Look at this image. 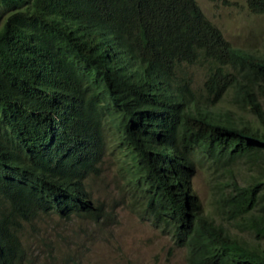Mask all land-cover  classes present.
Here are the masks:
<instances>
[{
  "label": "trees",
  "instance_id": "16d2710c",
  "mask_svg": "<svg viewBox=\"0 0 264 264\" xmlns=\"http://www.w3.org/2000/svg\"><path fill=\"white\" fill-rule=\"evenodd\" d=\"M0 12V264H65L42 218L111 222L118 201L89 191L106 124L130 205L186 264H264V52L232 47L195 0H0ZM227 92L252 119L215 108ZM204 161L217 221L191 188Z\"/></svg>",
  "mask_w": 264,
  "mask_h": 264
},
{
  "label": "rangeland",
  "instance_id": "374dc122",
  "mask_svg": "<svg viewBox=\"0 0 264 264\" xmlns=\"http://www.w3.org/2000/svg\"><path fill=\"white\" fill-rule=\"evenodd\" d=\"M195 2L232 47L255 53L264 52V12H249L244 0ZM5 15V12H0V23ZM189 70L191 86L197 88L201 83V68L193 65ZM259 98L264 110V97ZM215 108L229 110L233 117L252 119L247 110L232 100L230 92L215 103ZM104 138L106 149L100 163V173L94 183H89V191L93 198L104 200L109 207L118 201L111 208V222L98 229L90 222L79 223L76 218L54 220L57 217L52 215L53 220H39L41 234L47 238L46 241L50 239L51 244L60 246L69 254L65 264H186L185 247L175 246L170 232L162 231L146 218L140 219L137 209L130 205L124 178L126 169L120 168L123 150L117 146L110 124L105 125ZM211 168L207 161L197 163L190 182L203 213L217 221L218 217L210 206V187L213 181ZM245 179L246 174L242 171L237 182L243 183ZM31 237H35V234H31ZM244 238L249 240L248 236ZM31 241V244H35V239ZM41 259L40 256L35 261Z\"/></svg>",
  "mask_w": 264,
  "mask_h": 264
}]
</instances>
